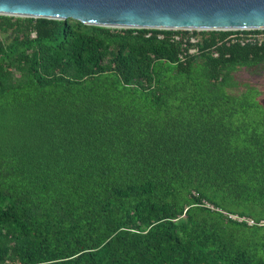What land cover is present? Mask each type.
I'll return each mask as SVG.
<instances>
[{
	"label": "trees",
	"instance_id": "16d2710c",
	"mask_svg": "<svg viewBox=\"0 0 264 264\" xmlns=\"http://www.w3.org/2000/svg\"><path fill=\"white\" fill-rule=\"evenodd\" d=\"M187 33L0 15V264H264V46Z\"/></svg>",
	"mask_w": 264,
	"mask_h": 264
},
{
	"label": "water",
	"instance_id": "95a60500",
	"mask_svg": "<svg viewBox=\"0 0 264 264\" xmlns=\"http://www.w3.org/2000/svg\"><path fill=\"white\" fill-rule=\"evenodd\" d=\"M0 15L116 29H264V0H0Z\"/></svg>",
	"mask_w": 264,
	"mask_h": 264
},
{
	"label": "built area",
	"instance_id": "2783aa9c",
	"mask_svg": "<svg viewBox=\"0 0 264 264\" xmlns=\"http://www.w3.org/2000/svg\"><path fill=\"white\" fill-rule=\"evenodd\" d=\"M173 31L188 32L187 35L184 36V38L181 35H176L174 36V38L176 41L182 42L185 48H188L189 55L199 54L200 48L198 44L202 38L201 33L206 30H173ZM224 31L232 32L226 38V41L231 44L241 43V45L243 46L246 45H254L259 47L264 46V29H235V30H224ZM195 32H198L197 35L195 34ZM161 38H163V36H161ZM186 56L187 54L185 53L183 58L185 59ZM215 56L218 57V54H215ZM248 222L251 225L254 224L253 220H248Z\"/></svg>",
	"mask_w": 264,
	"mask_h": 264
},
{
	"label": "rangeland",
	"instance_id": "374dc122",
	"mask_svg": "<svg viewBox=\"0 0 264 264\" xmlns=\"http://www.w3.org/2000/svg\"><path fill=\"white\" fill-rule=\"evenodd\" d=\"M207 31H210V30H206L203 32H207ZM237 76L239 78V82L242 85L250 86L253 89H256V90L258 89L261 92V96L259 99L264 105V70H261V72L256 74L253 71L242 69L237 73Z\"/></svg>",
	"mask_w": 264,
	"mask_h": 264
}]
</instances>
